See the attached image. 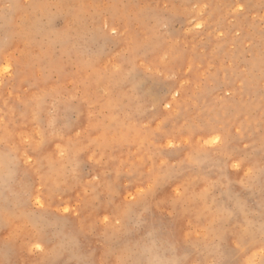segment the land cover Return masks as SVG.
I'll return each mask as SVG.
<instances>
[{
	"label": "rangeland",
	"instance_id": "obj_1",
	"mask_svg": "<svg viewBox=\"0 0 264 264\" xmlns=\"http://www.w3.org/2000/svg\"><path fill=\"white\" fill-rule=\"evenodd\" d=\"M0 264H264V0H0Z\"/></svg>",
	"mask_w": 264,
	"mask_h": 264
},
{
	"label": "snow or ice",
	"instance_id": "obj_2",
	"mask_svg": "<svg viewBox=\"0 0 264 264\" xmlns=\"http://www.w3.org/2000/svg\"><path fill=\"white\" fill-rule=\"evenodd\" d=\"M7 70V69H6ZM218 140H219V137H217L216 138V140L215 141H213V143H216V142H218ZM37 203H39V201H37Z\"/></svg>",
	"mask_w": 264,
	"mask_h": 264
},
{
	"label": "bare ground",
	"instance_id": "obj_3",
	"mask_svg": "<svg viewBox=\"0 0 264 264\" xmlns=\"http://www.w3.org/2000/svg\"><path fill=\"white\" fill-rule=\"evenodd\" d=\"M93 39V38H92ZM82 55V54H81ZM123 82V81H122ZM178 91V90H177ZM170 103V102H169ZM170 105V104H169ZM51 123V122H50ZM209 142V141H208ZM211 144V143H210ZM217 222V221H216ZM215 223V222H214ZM247 228V227H246ZM243 232V231H242ZM219 237V236H218ZM240 237V236H239ZM234 241V240H233ZM236 245V244H235ZM239 247V246H238ZM242 248V247H241Z\"/></svg>",
	"mask_w": 264,
	"mask_h": 264
}]
</instances>
